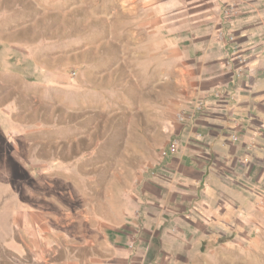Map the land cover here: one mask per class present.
Instances as JSON below:
<instances>
[{
	"label": "rangeland",
	"instance_id": "rangeland-1",
	"mask_svg": "<svg viewBox=\"0 0 264 264\" xmlns=\"http://www.w3.org/2000/svg\"><path fill=\"white\" fill-rule=\"evenodd\" d=\"M208 2L0 0V264H264V168L196 125L246 62Z\"/></svg>",
	"mask_w": 264,
	"mask_h": 264
},
{
	"label": "crops",
	"instance_id": "crops-1",
	"mask_svg": "<svg viewBox=\"0 0 264 264\" xmlns=\"http://www.w3.org/2000/svg\"><path fill=\"white\" fill-rule=\"evenodd\" d=\"M205 7L219 21L218 27L223 22L222 7L235 14L224 22L239 28L240 43L246 47L241 55L246 62L241 69L228 70L208 80V88L228 87L224 99L214 98L196 125L207 127L206 140L215 142L214 168H264V38L248 31L243 35V29L264 32V0H209ZM219 127L227 131L220 132Z\"/></svg>",
	"mask_w": 264,
	"mask_h": 264
}]
</instances>
